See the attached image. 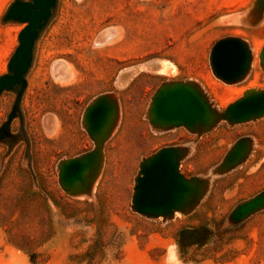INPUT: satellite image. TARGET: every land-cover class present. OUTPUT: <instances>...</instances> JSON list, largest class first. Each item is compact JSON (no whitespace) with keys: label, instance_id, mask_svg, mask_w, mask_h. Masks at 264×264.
I'll return each mask as SVG.
<instances>
[{"label":"rangeland","instance_id":"obj_1","mask_svg":"<svg viewBox=\"0 0 264 264\" xmlns=\"http://www.w3.org/2000/svg\"><path fill=\"white\" fill-rule=\"evenodd\" d=\"M13 1L0 0V76L25 26L3 22ZM226 38L251 54L232 84L209 61ZM263 46L260 0H57L25 77L22 123L16 116L0 140V264H33L30 256L34 264H264V208L233 217L264 193V116L218 121L200 136L154 129L147 117L166 83L195 84L218 113L248 90L263 91ZM105 95L117 117L101 170L89 192L68 195L58 165L93 150L82 117ZM14 101V92L0 95V128ZM241 139L245 160L219 172ZM166 147L183 149L179 173L206 181V190L186 214L140 216L131 205L139 164Z\"/></svg>","mask_w":264,"mask_h":264},{"label":"water","instance_id":"obj_2","mask_svg":"<svg viewBox=\"0 0 264 264\" xmlns=\"http://www.w3.org/2000/svg\"><path fill=\"white\" fill-rule=\"evenodd\" d=\"M264 0H260V5ZM57 0H14L3 22L25 24L17 36L18 46L11 56L7 73L0 76V95L14 92L15 101L7 121L0 128V140L9 131L17 116L22 123L19 104L26 88V74L32 64L35 43L49 23ZM109 34L103 32L100 37ZM264 68V46L260 54ZM210 66L216 78L232 84L240 81L251 65V54L238 38L217 41L210 52ZM58 64L55 65L53 72ZM264 116V90H248L230 103L222 113L212 108L201 90L192 83L174 82L160 86L154 93L147 112L148 122L157 130L184 128L200 136L218 121L238 125ZM117 104L101 96L87 106L82 125L94 144L92 151L58 165L60 188L68 195H83L90 191L102 167V149L115 126ZM249 151L246 139L239 140L228 152L218 169L226 172L245 160ZM184 151L177 147L162 148L139 164L135 178L132 209L147 218H168L191 211L203 196L207 183L198 178L186 179L179 173ZM264 208V193L239 206L233 213L240 220Z\"/></svg>","mask_w":264,"mask_h":264},{"label":"trees","instance_id":"obj_3","mask_svg":"<svg viewBox=\"0 0 264 264\" xmlns=\"http://www.w3.org/2000/svg\"><path fill=\"white\" fill-rule=\"evenodd\" d=\"M30 262L33 264L35 263L34 257L30 256Z\"/></svg>","mask_w":264,"mask_h":264}]
</instances>
